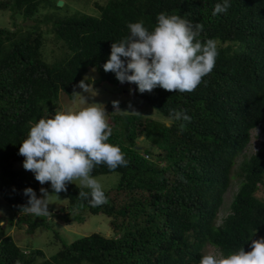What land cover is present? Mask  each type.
Returning <instances> with one entry per match:
<instances>
[{"label":"trees","instance_id":"16d2710c","mask_svg":"<svg viewBox=\"0 0 264 264\" xmlns=\"http://www.w3.org/2000/svg\"><path fill=\"white\" fill-rule=\"evenodd\" d=\"M57 2L0 0V10L22 22L0 27V198L17 216L10 222L28 233L53 227L45 222L48 215L20 211L28 201L24 189L40 197L41 184L19 165L25 159L19 147L33 124L55 115L62 92L75 99L73 88L87 83L90 67L102 83L126 90L164 119L111 114L108 142L120 146L128 164L94 169L93 176L120 174L117 187L105 190L106 204L93 207L90 197H78L75 183L67 185V206L58 217L82 223L86 211L104 214L114 234L94 232L67 243L53 230L62 247L49 258L42 249L21 247L12 235L0 236V264H199L208 244L224 255L240 247L250 251L251 240L264 237V197L258 195L264 189V139L256 152L245 153L252 131L264 134V0H229L228 10L217 15L213 10L223 0H108L96 3L98 16L66 15L72 0ZM162 12L202 23L198 38L217 43L214 69L192 92L157 87L141 94L103 69L111 44L129 34V23L143 21L151 31ZM49 34L60 50L47 52ZM172 109L184 110L191 121L175 120ZM233 179L238 189L218 224ZM3 221L0 213V229Z\"/></svg>","mask_w":264,"mask_h":264},{"label":"clouds","instance_id":"9594fccd","mask_svg":"<svg viewBox=\"0 0 264 264\" xmlns=\"http://www.w3.org/2000/svg\"><path fill=\"white\" fill-rule=\"evenodd\" d=\"M229 7V0H223L215 5L213 15L225 13ZM128 28L125 38L111 44L103 69L113 72L121 83L135 84L141 94L157 87L169 92H192L215 67L217 43L213 39L201 42L198 37L203 30L202 23L162 12L151 31L143 21L129 23ZM79 87L84 92L97 94L84 80L79 82ZM112 104L115 111H121L118 100ZM170 111L175 120L191 121L184 110ZM107 117L105 106L92 102L80 109H57L51 118L39 119L20 143L24 169L31 171L41 185L50 182L54 193L67 191V185L75 183L80 199L90 197L93 207L106 204L104 186L92 175L94 169L106 165L114 171L128 164L120 146L108 142L112 129ZM184 128L185 124L181 123V131ZM256 132L251 139L256 140L254 152L264 139L261 130ZM40 192L42 195L38 197L31 187L25 188L28 201L20 206V211L36 217L48 215L50 194L43 187ZM199 264H264V237L251 240L250 251L240 247L228 255L205 253Z\"/></svg>","mask_w":264,"mask_h":264},{"label":"rangeland","instance_id":"374dc122","mask_svg":"<svg viewBox=\"0 0 264 264\" xmlns=\"http://www.w3.org/2000/svg\"><path fill=\"white\" fill-rule=\"evenodd\" d=\"M108 0H72L71 6L64 8L63 12L66 15H74L75 11H80L82 13H86L89 15H99V11L97 9L96 3L105 4ZM53 10L60 13L62 10H57L56 8H52ZM16 21L18 24H22L21 19L13 18L12 13L10 11L0 10V27H13V22ZM32 23L30 20L24 22L23 25ZM49 25L44 27L46 30L49 29ZM48 42L46 43L47 52H55L56 50H60L59 45H57L54 41V35H48ZM44 53V48H43ZM54 59L49 58V61L52 62ZM85 78L87 83L92 86L97 94H94V91L88 93L84 92L83 89L79 87V83H77L73 92L75 93V99H70L66 93L62 92L59 100L57 102L56 109L61 108H73L80 109L88 106L89 103L97 102L102 103L106 111L108 112V121L112 120L111 114L119 113V114H140L148 117H153L156 119L163 120L162 114L154 107L149 105H142L137 100L133 99L126 90L121 91L120 88L110 85L108 83H102L100 81L98 69L96 67H90L89 70L85 73ZM119 101V108L121 111H115L112 101ZM131 105V107H129ZM136 112H132V111ZM128 111V112H124ZM138 112V113H137ZM256 131H252V137L256 135ZM113 135V134H112ZM141 139H139V143H141ZM255 142L251 140L250 145L245 150L247 155L253 153L255 151ZM259 142V141H257ZM24 161V160H23ZM23 161L19 163L20 166L23 167ZM101 184L104 186L106 191L111 190L117 187V184L120 179L119 173H110V174H102L95 176ZM237 179H233V184L228 189L225 194V200L221 206L218 218V224L222 222V220L229 214L230 212V204L234 197L236 190L238 189ZM78 184L79 181H76ZM45 188L49 192V207L54 210L53 213H49L46 218L43 219L47 223L53 224L52 228H49L46 225L40 226L34 233H28L24 225L20 228L15 226L10 222L11 219L16 220L17 216L11 210L7 204V202L0 198V213L3 214L4 223L3 229H0V236L4 235H12L16 242L23 248H38L42 249L46 257H50L53 254L57 253V251L62 247V241L55 237L53 230H58L60 233L62 240L71 243L76 239L90 235L94 232H100L104 235L110 236L114 234V230L110 224V218H108L104 214H92L88 211L85 212V221L80 222H72L67 223L63 219H60L57 215L59 210H63L67 206L68 199L66 197L65 191L60 193H54V190L51 187L50 182L41 185V188ZM42 193L40 192V196ZM258 195L264 197V189H260ZM15 222V221H14ZM203 253H213L216 255L220 254V251L213 245L208 244ZM42 260L38 258V262Z\"/></svg>","mask_w":264,"mask_h":264},{"label":"water","instance_id":"95a60500","mask_svg":"<svg viewBox=\"0 0 264 264\" xmlns=\"http://www.w3.org/2000/svg\"><path fill=\"white\" fill-rule=\"evenodd\" d=\"M65 4V0H58L57 5L63 6Z\"/></svg>","mask_w":264,"mask_h":264}]
</instances>
